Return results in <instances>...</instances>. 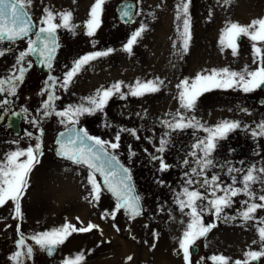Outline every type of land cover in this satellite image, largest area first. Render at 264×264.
Masks as SVG:
<instances>
[{
  "label": "rangeland",
  "instance_id": "rangeland-1",
  "mask_svg": "<svg viewBox=\"0 0 264 264\" xmlns=\"http://www.w3.org/2000/svg\"><path fill=\"white\" fill-rule=\"evenodd\" d=\"M119 1L106 0L101 27L89 37L85 34L84 24L95 0H31L27 11L37 26L47 8L54 13L70 11L76 28L75 33L58 30L60 47L48 72L36 71L30 57H26L32 66L27 68L23 82L17 85L16 94L11 95L16 109L27 110L20 131L14 135L11 129L0 125V161L9 152L34 147L38 136L43 151L20 201L22 218H14L11 201L0 207V264H14L9 258L19 250L17 241L21 239V233L25 243L34 248L32 258H25L24 264H63L65 259L80 252L85 253L84 264H109L108 261L110 264H185L179 240L190 217L186 215L187 209L180 211L177 198L188 186L184 174L191 173L194 167L199 168L197 157L191 155L199 150L193 145L207 133L191 128L170 132L162 121L171 120L178 111L188 117L194 115L206 127H214L224 120L241 124V128L219 142L212 156L215 167L205 173L209 179L218 175L220 184L227 186L232 183L228 168L242 169V172L232 174L237 177L236 186L241 187L239 179L244 171L252 165L264 167V137L251 136V130L264 121V92L259 89L251 93L238 89H213L198 98L194 112H187L180 108L177 87L181 81H192L198 74H207L212 69L228 68L237 72L245 67L255 69L252 42L247 37L239 41L235 56L230 49H222L219 39L229 23L248 25L264 18V0H231L227 5L224 0H191L192 39L188 52L183 55L178 54L181 40L177 28L180 22L176 20V5L180 0H132L135 9L131 24H120L116 20L114 6ZM142 23L147 30L133 46L132 54L124 52L123 46ZM109 48L113 52L87 65L67 90L57 83L51 91L60 97L55 101L56 110H63L69 105L86 103V98L94 96L98 89L108 88L118 81L130 86L137 80H163L159 92L143 97L129 95L123 100L116 95L109 100L104 112L84 115L77 125L92 136L112 142L120 129L136 130L138 139L129 132H121L120 147L114 152L129 169L136 193L141 197L143 211L135 219L123 211L118 212L114 220L111 215L105 216V210L112 212L115 201L104 191L99 202H90L88 170L57 159L51 150L56 132L65 126L59 123V117H43V102L47 100L45 82L49 76L62 81L76 59ZM0 49H10L0 57V79L18 75L17 67H27V64H15L19 53L27 49L26 40L14 44L2 42ZM128 90V87L123 88L125 92ZM258 99H261L260 103ZM33 120L39 123L33 124ZM166 132L170 133L169 136H165ZM162 138L169 143L165 151L159 153L156 149ZM153 156L162 157L170 168L159 171V160H153ZM185 159L189 161L188 165L183 163ZM193 178L202 180L203 176ZM191 187L210 193L199 184ZM253 189L259 195L264 191V185H253ZM222 194L217 192V195ZM247 199L243 194L233 198L231 207L224 210V215L233 217L229 221L217 219L211 211L204 213L203 222L206 225L215 223L216 227L196 242L191 264H212L209 259L212 255L228 257L230 264H234L237 260L243 261L246 252L260 250L258 222H244L240 218L245 207L243 201ZM258 216L264 217V210H258ZM65 222L77 227L91 222L99 229L90 233H73L53 256L47 257L30 238ZM128 257L132 259L128 260ZM254 264H264V257Z\"/></svg>",
  "mask_w": 264,
  "mask_h": 264
},
{
  "label": "snow or ice",
  "instance_id": "snow-or-ice-1",
  "mask_svg": "<svg viewBox=\"0 0 264 264\" xmlns=\"http://www.w3.org/2000/svg\"><path fill=\"white\" fill-rule=\"evenodd\" d=\"M106 0H95L89 11V19L85 22V34L93 37L101 27V16L103 5ZM191 0H180L176 5V20L180 22L177 31L181 40L180 52L186 54L189 50L191 35V17L189 13ZM225 5L231 3V0H224ZM31 6V0H0V43L9 42L11 44L27 38V49L21 51L16 58L17 66L27 64V67H17L18 75L13 74L6 78L0 79V93L15 95L17 85L24 80L25 72L31 63L26 61V57H36L38 62L48 69H52L53 61L60 44L58 42V30L65 29L75 33L76 25L72 21L70 11L54 13L50 9L44 10V16L37 26L31 20L27 9ZM138 14V13H137ZM121 19L126 23L133 19L131 5H124L120 12ZM59 19V22H57ZM36 31H33V29ZM146 25L143 23L135 30L127 43L123 46V51L132 54L133 46L138 42L146 31ZM34 37V38H33ZM242 37H247L252 42L253 63L255 69L245 67L242 71H232L228 68L212 69L207 74H198L194 80L185 79L177 85L179 89L178 99L180 108L187 112H194L198 98L205 92L213 89H232L241 90L244 93H251L258 89L264 88V18L253 20L248 25L239 23H229L223 30L219 43L223 48L230 49L232 54L237 55L239 41ZM173 47H176L174 44ZM8 50L0 49V57L6 55ZM113 52V49L96 51L85 54L73 62L70 70L65 72L62 81L58 78L49 76L45 82L47 90V100L43 102V117H59V123L65 126V130L59 133L56 140V154L72 164L81 166L88 170L87 182L91 186V201L99 202L102 192L106 189L115 198V207L111 213L105 210V216L111 215L114 220L116 214L123 212L131 219L142 214L141 197L135 194L134 187L131 183L132 177L128 168L124 167L114 154L115 150L120 147L121 132H129L133 137L137 136L134 129H120L117 131L114 142L105 141L100 137L90 135L86 129L77 128L79 118L84 115H94L105 110L109 100L118 95L120 99H126L127 96L143 97L148 94L157 93L161 90L164 82L159 78L154 80L141 81L137 80L134 85L125 86L122 81H118L108 88H101L96 91L94 96L86 98V103L78 105H69L63 110H56L55 101L59 96H55L51 88L57 83L65 90L72 83L73 79L93 61L106 57ZM128 87V92L123 91ZM43 94V93H42ZM9 101L0 102V107L7 105ZM27 111V110H25ZM247 112V109H243ZM20 115V113H13ZM2 118V117H0ZM38 124V120L31 121ZM162 124L170 132H183L187 129H200L207 133L206 137L199 139L193 145L192 156L197 157L196 163L199 168H192L191 173H185L186 187L183 188L180 197L177 198V204L181 212H186L190 217L186 230L179 240V248L183 253L185 264H191L192 249L196 242L206 237L207 234L216 227L215 223L205 224L203 215L206 211H211L217 219L229 221L233 217L224 215V210L231 207L233 198L238 195H245L247 200L243 201L244 209L240 212V218L244 222H258L257 233L260 250H250L245 253L243 261L237 260L234 264H254L264 257V217L258 216V210H264V191L257 195L253 185H264V167L257 168L256 165L250 166L239 179L241 187H237V177L233 173L242 172V169L228 168V174L231 176L232 183L227 186L220 184V177L212 175L209 179L205 173L206 170L215 167L212 159L218 144L228 135L241 128L238 121L224 120L214 127L202 125L196 117L185 116L178 111L172 116L171 120L162 121ZM107 126V125H106ZM43 130L41 129V135ZM169 132L165 136H169ZM31 136V133H28ZM253 138L264 137V121L260 122L255 129L251 130ZM41 137L36 138V143L26 149L9 152L2 161H0V207L11 201L14 205V218H22L20 201L29 186V177L33 168L40 163V157L43 155ZM169 141L162 138L160 140L157 152L163 153ZM132 155H135L133 152ZM153 160H159V171L164 172L170 168L162 157L153 156ZM185 165L189 161H183ZM97 174L102 177V183L97 179ZM203 179H194L201 177ZM199 184L202 188L210 190L206 194L192 188V185ZM222 195H217V192ZM212 197V198H210ZM104 218V217H102ZM79 220V218H77ZM115 228L116 226L113 225ZM99 229V226L89 222L87 226L77 227L71 223L65 222L58 228L43 231L34 234L30 239L38 246L39 250L46 252L51 256L55 250L65 243L73 233H90ZM119 231L118 228H116ZM19 232V227L17 228ZM257 243V241H253ZM19 249L9 258L14 264H24V259H30L33 256L34 248L25 243V237L21 233V239L17 241ZM131 260L132 257H128ZM212 264H230V258L223 255H212L209 257ZM85 253L80 252L72 258L65 259L63 264H84Z\"/></svg>",
  "mask_w": 264,
  "mask_h": 264
},
{
  "label": "water",
  "instance_id": "water-1",
  "mask_svg": "<svg viewBox=\"0 0 264 264\" xmlns=\"http://www.w3.org/2000/svg\"><path fill=\"white\" fill-rule=\"evenodd\" d=\"M124 5H131L132 6V12L134 13V9H135V4H134V2L132 1V0H120L119 2H117L116 4H115V6H114V14H115V18H116V20L120 23V24H131L132 22H133V19H132V21L131 22H125L124 20H122L121 19V15H120V12H121V9H122V7L124 6ZM33 31H36V29L34 28L33 29ZM34 38V37H33ZM27 39V38H26ZM31 57V56H30ZM32 58V60H33V64H34V67H35V69L37 70V71H39V72H47L49 69L47 68V67H45L44 65H42V64H40L39 62H38V60H37V58L36 57H31ZM261 92H264V88H262V89H259ZM261 102V99H258V103H260ZM18 122H19V116L18 115H12V116H9L8 117V119H7V124H8V126L10 127V129H11V131H12V133L14 134V135H16L17 133H18V131H19V126H18ZM76 127L77 128H80V127H78L77 125H76ZM65 130V128H63V129H61V130H59V131H57L56 132V134H55V136H54V138H53V141H52V148H51V150H52V153H53V155L56 157V158H58V159H62V158H60L57 154H56V149H57V144H56V140L58 139V137H59V133L60 132H62V131H64ZM62 160H65V159H62ZM65 161H67V160H65ZM120 161V160H119ZM70 162V161H69ZM121 163V162H120ZM122 164V163H121ZM123 165V164H122ZM125 167V166H124ZM97 178H98V180L102 183V177H100L99 176V174H97ZM131 183H132V185H133V187H134V184H133V181L131 180ZM134 190H135V187H134ZM104 192L105 193H107L114 201H115V198L112 196V194L110 193V192H108L106 189L104 190ZM135 194H137L136 193V190H135ZM115 203H116V201H115ZM121 211H123V210H121ZM195 251H196V248L194 247L193 249H192V254L193 253H195ZM45 253V255H47V253L46 252H44ZM55 253V252H54ZM54 255V254H53ZM53 255H51V256H53ZM51 256H49V255H47V257H51Z\"/></svg>",
  "mask_w": 264,
  "mask_h": 264
},
{
  "label": "flooded vegetation",
  "instance_id": "flooded-vegetation-1",
  "mask_svg": "<svg viewBox=\"0 0 264 264\" xmlns=\"http://www.w3.org/2000/svg\"><path fill=\"white\" fill-rule=\"evenodd\" d=\"M4 95H5L4 93H0V102L7 100V101H9V103L7 105H3L2 107H0V117H2V118H0V125L5 126L8 129H10V127L7 124L8 117L12 116L13 113H20V115H18L19 116L18 126H19V130H20L21 123H22V117H23L25 111L23 112L21 109L15 108V105L12 103L11 95L7 94L6 97Z\"/></svg>",
  "mask_w": 264,
  "mask_h": 264
},
{
  "label": "bare ground",
  "instance_id": "bare-ground-1",
  "mask_svg": "<svg viewBox=\"0 0 264 264\" xmlns=\"http://www.w3.org/2000/svg\"><path fill=\"white\" fill-rule=\"evenodd\" d=\"M66 185H67V184H66ZM69 185H70V184H69ZM69 185H67V186H69ZM64 187L67 188L66 186H64ZM62 188H63V187H62ZM65 188H64V189H65ZM67 190H68V188H67ZM116 256H117V255H116ZM119 257H120V256H119ZM105 260H106V259H105ZM105 260H104V261H105ZM102 262H103V261H102ZM105 262H107V261H105ZM108 263L110 264L111 262L108 261ZM112 264H113V263H112ZM118 264H121V263H118Z\"/></svg>",
  "mask_w": 264,
  "mask_h": 264
}]
</instances>
